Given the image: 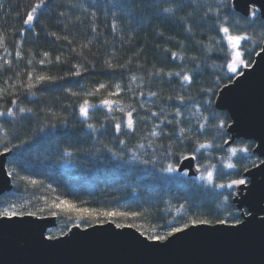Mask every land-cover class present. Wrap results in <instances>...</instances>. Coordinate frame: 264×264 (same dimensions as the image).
<instances>
[{"label": "trees", "instance_id": "1", "mask_svg": "<svg viewBox=\"0 0 264 264\" xmlns=\"http://www.w3.org/2000/svg\"><path fill=\"white\" fill-rule=\"evenodd\" d=\"M33 2L0 0V36L4 38L0 44V111L11 107L16 112L14 118L0 117V141L4 130L9 146L28 141L22 151L13 149L8 158V171L15 169L14 189L0 199V212L15 206L20 212L50 216L51 202L59 197L78 208L139 212L137 217L116 218V222L132 224L146 236L165 235L193 218H206L211 224L225 219L232 224L237 186L215 185L244 178L261 160L253 152L254 142L235 141L230 147L225 143L230 140L227 127L231 122L226 112L215 108V100L221 88L239 74L227 69L228 49L220 41L217 20L227 17L234 33L253 38L245 42L251 54L245 52L244 58L250 65L262 49L264 21L227 16L231 0H49L39 23L21 36L24 13ZM209 7L212 11L206 16ZM165 8L174 11L166 13ZM18 40L23 41L21 58L15 55ZM5 45L11 55L4 51ZM44 52L49 56L44 57ZM172 52L180 57L173 59ZM41 59L44 64L38 63ZM4 60H11V65ZM74 65L80 66V76L67 75L76 70ZM28 72L34 78L57 79L39 84L33 79L35 87L29 90ZM168 72H182L193 79L185 82ZM100 83L108 84L111 91L115 84L121 85L120 96L110 97L118 99L119 105L111 112L93 108L88 118L81 117L78 106L85 98L83 93ZM68 89L81 95L73 97ZM153 92L155 96L149 95ZM181 96L183 101L178 99ZM87 98L98 105L109 97L107 90H101ZM130 106L135 108V130L126 127L124 112ZM19 108L32 111L20 113ZM116 123L122 125L119 132ZM200 144L208 147L196 151ZM229 148L238 151L232 154ZM245 148L247 152L241 151ZM181 154L195 155L200 177L212 171L213 181L161 171L169 164L178 166ZM230 163L236 167L228 168ZM180 205L184 207L177 211ZM56 211L59 226L49 233L53 237L75 225L88 228L107 222Z\"/></svg>", "mask_w": 264, "mask_h": 264}, {"label": "water", "instance_id": "2", "mask_svg": "<svg viewBox=\"0 0 264 264\" xmlns=\"http://www.w3.org/2000/svg\"><path fill=\"white\" fill-rule=\"evenodd\" d=\"M262 0H256L260 5ZM264 21V19H262ZM262 48V47H261ZM242 75L219 91L215 108L229 115L230 140L255 143L253 150L264 161V50L254 57ZM11 153L0 156V199L14 189L7 175ZM191 157V156H189ZM179 174L198 178L201 169L195 159L183 160ZM247 183L236 187V208L243 205L254 216L242 223L190 226L164 242L151 241L134 227L116 228L105 222L92 227L79 225L49 239L57 228V216H0V264H264V163L244 174Z\"/></svg>", "mask_w": 264, "mask_h": 264}, {"label": "snow or ice", "instance_id": "3", "mask_svg": "<svg viewBox=\"0 0 264 264\" xmlns=\"http://www.w3.org/2000/svg\"><path fill=\"white\" fill-rule=\"evenodd\" d=\"M49 4V0H34V2L29 6V8L25 11L24 13V17L22 20V24L23 27L20 29V35L23 36L27 31L32 30L35 28L36 24L39 23L40 17L44 14V11L47 10V6ZM3 6L0 5V8H2ZM125 7H131V5H125ZM43 10V11H42ZM164 12L166 13H172L174 10L172 8H165L163 9ZM212 11L211 7H209L208 12L205 13V15L207 16L208 13H210ZM61 16L64 15L63 12L60 13ZM93 15H95V13H93ZM217 17H219V13H216ZM227 16L229 17H240V18H251L250 22L255 21V19H257L258 17L261 19H264V0H262L260 5H257L256 0H231V6L228 8V12H227ZM218 23V33L220 34V41L222 43H226L227 46V69L229 71V73L231 74H243L242 72H239V68L241 66L243 67H250V63L244 58L245 56V52H248V54H251V50H249L247 48V45L245 42H250L252 41V37L250 35H248L247 33H234L233 29L229 26H227V17L225 18L224 21H220L219 19L217 20ZM115 27V25H114ZM191 29H189L190 31ZM93 31H95V29H93ZM53 36H55L57 39H61V37L57 36L56 33H52ZM63 39H68L66 36L63 37ZM23 43L22 40H18L16 42V52L15 55L17 58H21L22 57V52L20 50V45ZM69 43H71L69 41ZM0 44H4V38L2 36H0ZM261 46H262V50H264V34H262V38H261ZM243 49V50H242ZM4 51L8 54L11 55L10 52H8L7 46H4ZM257 55H259V53H257ZM44 57H48L49 53L44 52L43 53ZM171 56L173 59H176L178 57H180V54L177 52H172ZM57 61H60V57L57 56L56 57ZM5 64L11 65L12 61L11 60H4ZM38 63L40 64H44L45 60L41 59L38 61ZM28 64L31 65L32 64V60L28 61ZM110 68H114V66L109 63L108 65ZM0 67H3V65H0ZM123 67V66H121ZM74 68L76 69L75 71L68 73L67 75L69 76H80L81 75V70H80V66L78 65H74ZM168 76H177V77H181L183 81L185 82H191L192 81V76L188 75V74H183L182 72H168L167 73ZM28 76V83L26 85V87L30 90L33 87H35V84H39L41 82H52L54 81L55 77L52 76H47V75H36L35 78L33 77V72H28L27 73ZM33 79H35V84L33 83ZM133 79H135V77H133ZM229 79H231V76H229ZM115 87V91H111L108 90L109 89V85L106 83H100L98 84L93 90L88 91L83 93V96L85 98H83L81 100V102L79 103L78 106V110H79V114L81 117L84 118H88L89 117V113L90 110L93 108H97V107H103L106 108L108 111H114L116 110L115 106H118L120 101L118 99H111L110 97H119L121 92L123 91V89L121 88V85L119 83L114 85ZM101 90H107V97L109 98H102L99 101V104H93L87 97L90 96H95L97 93H99ZM68 93L73 96V97H78L81 95V93L72 91L71 89L67 90ZM141 95H143V93H141ZM149 95L155 96L156 93H149ZM178 99H180L181 101L184 100V97H178ZM11 103L13 105H16L17 101L16 99H13L11 101ZM121 112H124V109L120 108L119 109ZM18 111L20 113H24V112H31L32 109H26V108H19ZM135 111V108L130 106V110L124 112V116L126 118V127L130 130H135V122L133 119V113ZM179 109H177V115H179ZM153 116L157 115V113H152ZM3 116H9V117H15L16 116V112L13 110V108L9 107L7 109V111H0V117ZM167 123H171V121H167ZM177 123H179V121H177ZM221 126H223V122H221ZM2 127V126H0ZM89 128L94 127L92 124H88ZM121 123H116L115 124V129L117 132H119L121 130ZM157 127H159V125H157ZM201 128H203L204 126L201 125ZM52 128H55V125H52ZM40 131H43V129H41ZM181 134H183L185 132V129L181 128L180 129ZM51 135H55V132L50 133ZM156 132H151L150 135H156ZM47 135V134H46ZM171 135V134H168ZM3 143V149L2 151H0V156H3L5 153H12L13 149H17L19 151H22V146L27 144L28 141L26 140H22L20 141L19 144H11V146H9V144L11 143L10 139H9V135L7 133L6 130H4L3 132V141H0ZM120 143H124V141H120ZM225 143H227V141H225ZM141 147H143V145H141ZM208 147V145L205 144H200L199 148L196 149V151H199L202 148ZM228 151H230L232 154H236L237 153V149L236 148H229ZM241 151H245L247 152L248 149H241ZM68 155H71V152L67 153ZM195 155H192L191 157L189 156H183V154H181L180 156V160L179 162H182L183 160H188V159H195ZM17 159H20L19 156H17ZM144 163H148V161H143ZM261 163H264V161H262ZM228 168H235L236 166L234 164H228L227 165ZM179 170L178 166H173L172 164H169L166 168L161 169V171H165L168 173H174L177 172ZM15 174V169L9 170L7 172V175L9 177H13ZM184 175H187V172H184ZM207 179L209 182L213 181L214 178V174L212 171H207V175L206 177L201 175L200 179ZM22 179H27L26 177H22ZM28 182L30 184H37L38 182L36 180H28ZM247 183L245 178H239V179H233L230 181V183L228 184H216L215 187L218 188H232L233 186H239V185H245ZM228 197H225V200H227ZM45 203L47 204L48 202L45 201ZM184 206L180 205V208L177 209V211H179L180 209H182ZM50 210H51V215L56 216L57 215V211H62V212H73L75 213L76 217L78 219L81 220H91V219H95L97 223H103L105 221L110 222V223H114L116 228H123V227H134V225L132 224H123V223H117L116 222V218H127V217H137L139 215H141V213L139 212H124V211H118V210H98V209H90L87 207H83V208H78L76 206V204H74L72 201L69 200H61L59 197H57L55 200H53L51 202L50 205ZM41 211H43V209H41ZM28 215V216H35L37 215L36 212L33 211H28V212H20L17 211L15 206H9L8 208H5L3 212H0V216L3 217H8V218H12V217H16L18 215ZM230 215L233 216V222H232V226L235 227L239 224L242 223V217L245 215H251L254 216V212L249 208L246 212L243 210V205H241L240 208L237 209V212L235 213H230ZM103 218V219H100ZM264 222V221H262ZM212 221L206 218H193L190 221L184 223L182 226H178V227H173L171 230L167 231V233L165 235H159V234H151L147 236L148 240L151 241H159V242H164L166 240H168L169 237H172L174 234L176 233H180L183 232L185 229L189 228L190 226H196V225H208L211 224ZM216 224L219 225H225L228 224V220L225 219H217L215 220ZM49 239H52V237H49Z\"/></svg>", "mask_w": 264, "mask_h": 264}, {"label": "rangeland", "instance_id": "4", "mask_svg": "<svg viewBox=\"0 0 264 264\" xmlns=\"http://www.w3.org/2000/svg\"><path fill=\"white\" fill-rule=\"evenodd\" d=\"M19 216V215H18ZM56 229H51L50 231H49V233L50 232H53V231H55ZM49 233H48V235H49ZM63 235V234H62ZM62 235H60V234H57V237H59V236H62ZM49 237H53L52 235H49Z\"/></svg>", "mask_w": 264, "mask_h": 264}]
</instances>
